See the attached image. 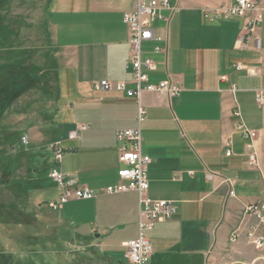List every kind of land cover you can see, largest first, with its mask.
Here are the masks:
<instances>
[{
    "label": "crops",
    "instance_id": "0c3cea01",
    "mask_svg": "<svg viewBox=\"0 0 264 264\" xmlns=\"http://www.w3.org/2000/svg\"><path fill=\"white\" fill-rule=\"evenodd\" d=\"M169 1L174 13L165 14L171 20L155 23L161 40L145 44L144 57L157 65V70L148 72L151 82L158 84L170 76L183 91L177 98L145 93L141 102L147 117L141 130L143 154L152 160L149 196L175 201L179 212L151 231L154 254L150 264H201L212 248L219 253L227 245L247 243L244 235L250 218L245 207L257 202L264 192L263 179L258 170L248 168L244 141L235 131L242 120L258 131V138L262 133L264 144V102L257 103V95L264 90V20L251 36L245 25L254 12L246 18L217 22L204 17L205 10L232 0ZM252 1L264 10V0ZM136 2L48 0V38L55 52L51 69L57 88L59 81L72 77L77 96L72 107L75 113L79 111L83 123H88L73 126L91 124L78 140L70 141L67 136L66 142L79 143L70 148L71 153L65 154L63 147L62 170L73 178L75 188L99 193L119 182L123 165L116 132L136 129L139 102L125 93L95 91L93 85L132 82V71L127 69L130 34L124 14L132 11ZM255 38L261 40L260 48ZM158 46L165 47L166 53H157ZM236 108L241 118L234 116ZM228 139L231 157H226ZM53 168L54 163L50 170ZM248 192L254 196L245 197ZM59 195L60 191L49 202V210L41 212L52 221L43 226L56 230L58 238L66 235L68 240L99 250L106 261L129 264L124 244L138 236L136 193L73 200L60 209L66 221L58 220L49 208ZM237 229L242 238L233 244L230 237Z\"/></svg>",
    "mask_w": 264,
    "mask_h": 264
},
{
    "label": "rangeland",
    "instance_id": "374dc122",
    "mask_svg": "<svg viewBox=\"0 0 264 264\" xmlns=\"http://www.w3.org/2000/svg\"><path fill=\"white\" fill-rule=\"evenodd\" d=\"M47 4L48 0H0V264H113L99 250L66 235L58 238L56 230L42 225L52 223L40 214L59 193L48 177L54 163L49 144L60 138L65 154L71 153L79 143L66 142L67 136L77 124H88L72 107L77 97L72 77L59 81L57 88ZM262 136L256 143L264 184ZM60 211L58 220L66 221ZM217 253L212 248L201 264H264V249L245 242Z\"/></svg>",
    "mask_w": 264,
    "mask_h": 264
},
{
    "label": "built area",
    "instance_id": "2783aa9c",
    "mask_svg": "<svg viewBox=\"0 0 264 264\" xmlns=\"http://www.w3.org/2000/svg\"><path fill=\"white\" fill-rule=\"evenodd\" d=\"M174 9L169 0H137L132 11L124 14V23L129 29L130 58L127 69L132 71L133 80L127 82L101 81L93 85V89L99 92L125 93L130 98H135L139 102L138 123L136 129H123L116 132L117 140L120 143L119 161L123 168L119 171V182L109 186L99 193L87 188H75L73 178L65 174L62 170L64 149L62 141H54L49 144V150L53 153L54 168L50 171L49 177L56 184L60 191L59 198L50 203L49 208L53 212H58L65 204L73 201L94 200L98 195L112 196L125 193H136L138 196V236L124 244L127 248V258L129 264H150L154 247L150 239V233L157 223L172 220L179 212L178 204L175 201L155 200L149 196L150 181L148 169L152 160L143 154V136L141 125L145 122L147 113L142 105V97L145 93H153L162 97L177 98L182 94L183 88L178 81L170 76L168 79L158 84L151 82L148 72L157 70L155 61L144 57V46L149 42H157L161 39L157 35L155 23L162 21L169 23ZM254 12L253 17H249L245 32L253 35L259 29L264 20V10L257 7L252 0H232L231 4H225L217 8L204 11V17L210 22H217L227 19L246 18L249 13ZM257 47H261V40L255 38ZM157 53H166V48L158 46ZM242 70L241 66H237ZM130 84L134 88H130ZM264 90L257 95V103L263 104ZM234 116L241 118L239 108L234 111ZM91 129L90 125H78L68 135V140L76 141L83 131ZM235 131L244 141V151L247 166L250 170L260 169V160L256 148L258 131L249 128L242 120L235 126ZM23 143L28 144L27 138H23ZM226 157H231V139L226 141ZM234 192H230L233 196ZM245 215L250 218L247 223V232L244 237L248 244L256 250L264 249V192L259 201L245 207ZM241 230L237 229L230 237L231 243L241 240Z\"/></svg>",
    "mask_w": 264,
    "mask_h": 264
}]
</instances>
